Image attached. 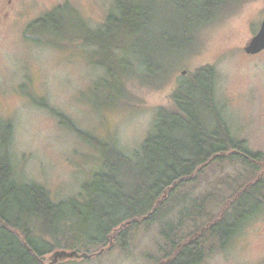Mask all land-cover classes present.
Segmentation results:
<instances>
[{
  "label": "trees",
  "instance_id": "obj_1",
  "mask_svg": "<svg viewBox=\"0 0 264 264\" xmlns=\"http://www.w3.org/2000/svg\"><path fill=\"white\" fill-rule=\"evenodd\" d=\"M243 2L116 0L115 10L97 30L88 29L75 10V19L66 20L72 7L64 4L29 22L24 34L27 39L30 34L55 33L58 37L66 35L59 33L65 28L73 27L70 31L74 33L79 27L85 33L78 34L84 42L97 47L107 75L90 92L107 100L113 92L119 93L129 75L141 74L144 79L166 75L168 70L154 55L166 54L164 50L178 46L181 39L190 44L185 52L195 45L201 28ZM161 14H169L168 20L158 22L155 29ZM165 25L173 27L172 36ZM215 78L214 68L204 65L180 80L171 95L172 107L157 109L151 130L133 156L81 131L22 84L20 91L34 104L48 109L60 125L95 149L100 166L81 184L78 197L54 201L42 185L15 178L10 153L12 126L0 117V264H46L45 258L57 249L75 251L79 256L73 258L83 259L112 244L125 250L134 231L164 217L171 204L180 200L179 191L204 174L208 165L239 160L250 167L251 176L255 173L253 179L236 182L231 194L221 200L217 215L208 209V197L194 199L186 212H180L178 223L169 221L162 227V255L153 264H201L208 255L225 248L264 207V151L250 149L245 139L231 132L217 105Z\"/></svg>",
  "mask_w": 264,
  "mask_h": 264
},
{
  "label": "rangeland",
  "instance_id": "obj_2",
  "mask_svg": "<svg viewBox=\"0 0 264 264\" xmlns=\"http://www.w3.org/2000/svg\"><path fill=\"white\" fill-rule=\"evenodd\" d=\"M7 4L0 0V117L12 126L10 153L18 181L40 184L54 201H60L78 197L81 184L100 166L95 149L60 125L48 109L34 104L20 91L22 84L81 131L133 156L151 130L157 109L172 107L171 95L179 81L198 67L210 65L216 74L217 105L231 132L245 139L250 149L264 151V50L254 55L244 51L264 18V0H245L231 13L205 25L198 31L195 45L185 52L190 44L184 39L170 50L166 49L169 43L163 45L166 54L154 57L168 70L166 75L156 79L129 75L119 93L113 92L107 100L90 92L94 83L107 75L97 47L84 42L78 34L85 33L79 27L74 33L70 31L73 27L65 28L59 33L66 35L58 37L55 33L30 34L27 39L24 31L29 22L64 4L72 7L66 20L75 19V10L88 29L97 30L115 10L116 0H13ZM167 15L156 18L155 29L158 22L168 20ZM165 27L172 36L173 27ZM251 173L239 160L212 163L195 182L179 191L180 200L171 204L164 217L139 226L125 250L112 244L90 258L62 259L55 254L69 250L57 249L45 263L153 264L162 255L161 229L167 222L178 223L180 212L202 197H208V209L217 215L221 200L231 194L236 182L253 179L255 173ZM201 264H264V207L242 225L225 248L217 249Z\"/></svg>",
  "mask_w": 264,
  "mask_h": 264
},
{
  "label": "water",
  "instance_id": "obj_3",
  "mask_svg": "<svg viewBox=\"0 0 264 264\" xmlns=\"http://www.w3.org/2000/svg\"><path fill=\"white\" fill-rule=\"evenodd\" d=\"M264 50V18L260 23L258 31L247 41L244 51L247 54L254 55ZM184 73V71L182 72ZM56 257H74L79 256L75 251H61L55 254ZM55 257V258H56Z\"/></svg>",
  "mask_w": 264,
  "mask_h": 264
},
{
  "label": "flooded vegetation",
  "instance_id": "obj_4",
  "mask_svg": "<svg viewBox=\"0 0 264 264\" xmlns=\"http://www.w3.org/2000/svg\"><path fill=\"white\" fill-rule=\"evenodd\" d=\"M13 0H7V2L10 4L12 3ZM9 4H7L6 6H8ZM7 8V7H6ZM9 10V9H8Z\"/></svg>",
  "mask_w": 264,
  "mask_h": 264
}]
</instances>
